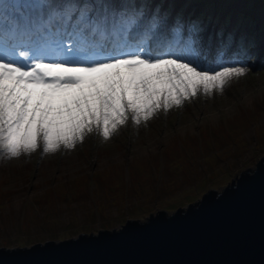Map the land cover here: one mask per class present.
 Returning a JSON list of instances; mask_svg holds the SVG:
<instances>
[{
    "label": "rangeland",
    "instance_id": "1",
    "mask_svg": "<svg viewBox=\"0 0 264 264\" xmlns=\"http://www.w3.org/2000/svg\"><path fill=\"white\" fill-rule=\"evenodd\" d=\"M34 1L37 8L55 5V0ZM56 1L57 8L78 2ZM94 2L90 11L81 4L70 29L68 15L60 17L64 28L57 26L85 49L91 41L79 21L92 19L100 6L105 20L126 32L104 36L108 41L100 44L126 43L153 55L170 51L198 68L242 67L245 74L222 92L200 94L140 125L129 120L108 140L92 133L72 149L44 153L41 148L17 158L0 148V191L10 192L0 196V248L114 230L157 210L171 213L207 190L220 191L264 156V0ZM122 9L126 18L115 22ZM49 13L57 18L60 10ZM139 30L142 35H134ZM24 36L19 41L33 42L23 47L30 55L34 47L59 54L49 48L50 35ZM134 36L139 43L131 41Z\"/></svg>",
    "mask_w": 264,
    "mask_h": 264
},
{
    "label": "snow or ice",
    "instance_id": "2",
    "mask_svg": "<svg viewBox=\"0 0 264 264\" xmlns=\"http://www.w3.org/2000/svg\"><path fill=\"white\" fill-rule=\"evenodd\" d=\"M27 43L0 45V148L9 158L72 149L92 133L108 140L129 120L140 125L222 92L246 71L198 68L178 53L153 55L126 43L85 49L68 39L64 58H46L40 47L30 55Z\"/></svg>",
    "mask_w": 264,
    "mask_h": 264
},
{
    "label": "water",
    "instance_id": "3",
    "mask_svg": "<svg viewBox=\"0 0 264 264\" xmlns=\"http://www.w3.org/2000/svg\"><path fill=\"white\" fill-rule=\"evenodd\" d=\"M0 264H264V156L220 191L142 222L28 247L0 248Z\"/></svg>",
    "mask_w": 264,
    "mask_h": 264
},
{
    "label": "bare ground",
    "instance_id": "4",
    "mask_svg": "<svg viewBox=\"0 0 264 264\" xmlns=\"http://www.w3.org/2000/svg\"><path fill=\"white\" fill-rule=\"evenodd\" d=\"M55 6H54V8L52 9V11L53 10H55V12H57L58 11V8H59V6H58V8H57V5H58V1H56L55 0ZM53 5V4H52ZM66 6V5H65ZM113 8L115 9L116 7H117V5H116V3L114 2L113 3ZM113 11V10H112ZM107 12H111L109 9L107 10ZM47 16H49V14L47 15ZM100 17L102 18L100 21H101V27L99 28V36L100 37H96V38H93V39H91L90 41H92V43H91V45H90V47L89 48H93L95 45H98V44H100L101 42H107L108 41V39L106 38V39H104V37L103 36H110V35H113L114 33L113 32H110V30H112L113 31V26L111 25V24H109V23H104V21H106V20H104L105 18V16H104V14L102 13L101 15H100ZM50 18H55V15H52ZM111 19V18H110ZM143 24H144V22H142L141 24H140V26L141 27H139V29L141 28L142 29V26H143ZM107 29V30H106ZM167 30V29H166ZM106 31H108V32H106ZM141 32V33H140ZM123 33H126L125 31L123 32V28L122 29H120V32L118 33V37H120V36H122L123 35ZM129 34V33H128ZM142 35V30H139V32H136L134 35ZM37 37V36H36ZM101 37H103V38H101ZM128 37H130V36H128ZM160 37V36H159ZM138 38H140V37H138ZM136 36H134V37H132L131 38V41L132 42H138L139 43V41H140V39H138ZM142 38V37H141ZM85 39V38H84ZM115 40V38H113L112 39V41H114ZM139 40V41H138ZM155 40V39H154ZM111 41V40H110ZM163 41V40H162ZM30 47V46H29ZM89 48H86V49H89ZM61 56H62V53H59V54H56V55H51V54H48V56L46 57V58H61Z\"/></svg>",
    "mask_w": 264,
    "mask_h": 264
},
{
    "label": "trees",
    "instance_id": "5",
    "mask_svg": "<svg viewBox=\"0 0 264 264\" xmlns=\"http://www.w3.org/2000/svg\"><path fill=\"white\" fill-rule=\"evenodd\" d=\"M10 192H3V191H0V196L1 195H6V194H9ZM34 199H36V198H34Z\"/></svg>",
    "mask_w": 264,
    "mask_h": 264
}]
</instances>
